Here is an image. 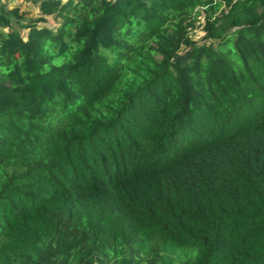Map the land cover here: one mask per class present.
<instances>
[{"label":"trees","instance_id":"1","mask_svg":"<svg viewBox=\"0 0 264 264\" xmlns=\"http://www.w3.org/2000/svg\"><path fill=\"white\" fill-rule=\"evenodd\" d=\"M29 1L0 0V264H264V0Z\"/></svg>","mask_w":264,"mask_h":264},{"label":"rangeland","instance_id":"2","mask_svg":"<svg viewBox=\"0 0 264 264\" xmlns=\"http://www.w3.org/2000/svg\"><path fill=\"white\" fill-rule=\"evenodd\" d=\"M10 8H18L20 13L24 16L23 22H27L29 20H35L38 18V8L29 0H5ZM220 15L219 12H211L206 11L203 8L198 9L195 20L191 23L192 25L189 27V35L191 36V40L197 45L205 44V26L207 18H214ZM46 26L50 28H55L56 22L52 20V18H47V22H44ZM26 34V31H23Z\"/></svg>","mask_w":264,"mask_h":264}]
</instances>
